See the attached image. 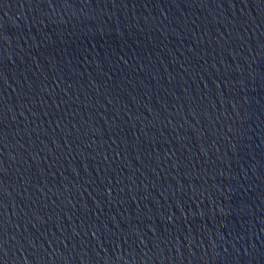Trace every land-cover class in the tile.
<instances>
[{"label":"water","instance_id":"water-1","mask_svg":"<svg viewBox=\"0 0 264 264\" xmlns=\"http://www.w3.org/2000/svg\"><path fill=\"white\" fill-rule=\"evenodd\" d=\"M3 264H264V0H0Z\"/></svg>","mask_w":264,"mask_h":264},{"label":"snow or ice","instance_id":"snow-or-ice-1","mask_svg":"<svg viewBox=\"0 0 264 264\" xmlns=\"http://www.w3.org/2000/svg\"><path fill=\"white\" fill-rule=\"evenodd\" d=\"M0 252H2V249H0ZM0 264H3V260H0Z\"/></svg>","mask_w":264,"mask_h":264}]
</instances>
